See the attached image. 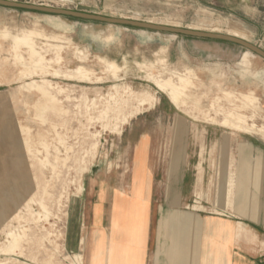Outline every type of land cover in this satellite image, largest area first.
<instances>
[{"label": "rangeland", "instance_id": "374dc122", "mask_svg": "<svg viewBox=\"0 0 264 264\" xmlns=\"http://www.w3.org/2000/svg\"><path fill=\"white\" fill-rule=\"evenodd\" d=\"M6 1L221 35L237 30L243 34L242 40L264 52V0ZM24 35L31 36L46 59H53L54 53L46 49L42 35L56 38L52 44L66 47L63 61L44 65L46 71L42 73L30 66L29 71L22 69L28 59L27 48L15 49L14 45L15 39ZM66 41L84 53L82 63L73 57V47ZM97 57L115 62L119 76L104 73ZM78 65L93 70L91 81H68L51 75L54 70L60 71L59 75L67 73ZM186 70L194 71L200 83L191 90L185 114L175 110L151 79L171 78L175 82L173 74L182 75ZM48 80L52 85L49 91L65 109L62 113L44 103L37 105L39 96L34 88ZM115 85L120 90L129 88L135 95L150 93L157 102L121 128L122 118L135 102L130 101L117 115L103 116ZM58 88H65V92L57 94ZM231 91L254 92L259 112L248 110L243 114L247 125L262 128L264 60L248 55L238 45L0 7V264H76L75 255H80L79 264H84L94 196L104 184L126 187L132 151L129 145L144 133L151 138L152 204L163 211L159 221L162 218V223L180 225L227 218L235 221L231 211L235 207L245 209L248 202L261 195L264 167L258 164L250 146L264 153V139L221 124L233 107V98L224 96ZM176 121L184 132L173 145L171 132ZM94 143L97 152L86 155L85 163L80 162L83 150ZM69 146L72 150L66 153L64 147ZM55 156L60 159L58 163ZM66 156L70 158L64 161ZM85 168L87 172L80 171ZM195 181L197 199H189L188 186ZM173 183H179L180 188L173 189ZM80 184L82 191L78 193ZM225 193L227 204L221 199L215 206L228 210H217L220 215H214V199ZM244 196L247 203L239 201ZM193 200L205 207L202 219L187 213ZM172 205L177 206V212H168ZM9 232L24 237L15 248L7 247Z\"/></svg>", "mask_w": 264, "mask_h": 264}, {"label": "crops", "instance_id": "0c3cea01", "mask_svg": "<svg viewBox=\"0 0 264 264\" xmlns=\"http://www.w3.org/2000/svg\"><path fill=\"white\" fill-rule=\"evenodd\" d=\"M227 35L242 39L243 34ZM161 93L175 110L180 111L165 93ZM156 102L157 98L153 107ZM183 132L181 123L176 121L171 132L173 145L177 144ZM150 142V135L144 133L136 143L129 145L132 151L129 182L125 188L104 184L94 196L96 200L91 205V230L84 264H264V179L261 195L256 201H246L245 209L235 207L231 211L235 221L227 218L182 225L173 221L162 223L159 215L163 211L152 204ZM250 149L258 164L264 167L263 151L253 145ZM178 154L176 152L175 161ZM149 167L151 174H148ZM204 180L202 175V193ZM183 182L181 189L184 188ZM178 184L173 183L172 188H180ZM196 191L195 181L188 186V198L197 199ZM198 205L193 200V205L187 206V213L202 219L200 214L204 213L205 207ZM176 207L170 206L168 212H177ZM213 208L220 212L228 210L225 206L224 209L216 207L215 199ZM176 230L181 232L176 233Z\"/></svg>", "mask_w": 264, "mask_h": 264}, {"label": "bare ground", "instance_id": "6f19581e", "mask_svg": "<svg viewBox=\"0 0 264 264\" xmlns=\"http://www.w3.org/2000/svg\"><path fill=\"white\" fill-rule=\"evenodd\" d=\"M233 28V27H232ZM233 30V29H232ZM42 34V33H41ZM232 34L238 36L241 35L237 30H233ZM39 35V34H36ZM173 37H175L174 35H172ZM233 37V36H232ZM31 36L29 35H24V36H19L15 39L16 44L14 45L15 49L20 47V46H26L27 48V53H28V59H27V63L23 64L22 69L24 68L25 71H29V66L33 67L35 69H40L41 73L42 70L46 71L45 66L46 64H51V63H56V64H60L63 61V57H62V52L63 49H65L66 47H63L61 45H55L52 44L54 43V41H56V38H49L47 36H43L42 38H44L47 42V44H45L49 49L52 50L54 53V58L53 59H46L45 56L41 53L40 50H38L35 46V44H33V41L30 39ZM59 38V37H57ZM237 38V37H236ZM240 39V38H238ZM242 40V39H241ZM61 41V40H59ZM244 41V40H243ZM58 42V40H57ZM62 42V41H61ZM67 42V41H66ZM59 43V42H58ZM43 44V45H44ZM68 45H70L71 47H73V57H75L77 59V61H79L80 63H82L85 60V55L82 52H79L78 49L76 51V49L74 48L73 45H71V43L68 41L67 42ZM38 47V46H37ZM39 48V47H38ZM45 49V48H44ZM11 50V49H10ZM17 51V50H16ZM18 52V51H17ZM49 52V51H48ZM248 55L254 57L255 55L249 51H247ZM49 54V53H48ZM157 55V54H156ZM18 59V58H17ZM20 59V58H19ZM159 59V57H158ZM6 60V59H5ZM26 60V59H25ZM98 62L101 64L103 72L106 74H109L111 76L116 77V74L119 72V67L117 66V64L115 62L112 61H107L104 58H100L97 57ZM21 61V60H20ZM19 62V60H18ZM24 62V61H23ZM164 62V61H163ZM22 63V61H21ZM159 63V61H158ZM58 66V65H56ZM153 67V66H152ZM31 68V69H33ZM64 68V67H63ZM49 69V67L47 68ZM155 69V68H154ZM122 70V69H121ZM120 70V71H121ZM62 71V70H61ZM93 70H89L86 69L83 65H78L77 67H75V69L68 71L67 73H63L61 75L60 71H56L54 70L53 73H51V75H54L53 77L57 76V77H63L66 78L68 81H79V82H89L91 81V76L94 74L92 72ZM25 73V72H24ZM30 73V72H28ZM26 73L27 75H30ZM97 73V72H96ZM95 73V74H96ZM212 73V72H210ZM209 73V74H210ZM22 75V74H21ZM20 75V76H21ZM36 75V74H35ZM39 75V74H38ZM47 75V74H46ZM49 75V74H48ZM118 75V74H117ZM119 76V75H118ZM28 77V76H27ZM30 77V76H29ZM43 77V76H42ZM104 77V76H103ZM108 77V76H107ZM173 77H175V82L169 78L167 80H159V79H155L152 78L151 82L152 84L158 89V91L165 93L168 98L170 99V101L181 111H183L185 114L188 112V104L191 102V97H192V93L191 90L193 88L198 87L197 84L200 83V80L197 76V74L192 71V70H186L184 74H177L174 73ZM119 78V77H118ZM212 78V77H211ZM215 78V77H214ZM19 79V78H18ZM99 79V78H96ZM108 79V78H107ZM106 79V81H107ZM41 80V79H40ZM45 80V79H43ZM95 80V79H94ZM117 80V79H115ZM100 81V80H98ZM105 81V79H104ZM96 82V81H95ZM34 83V82H33ZM32 83V84H33ZM94 83V82H93ZM103 83V81H102ZM26 85V84H25ZM40 85V84H39ZM33 86V85H32ZM48 88H47V87ZM129 86V85H128ZM52 85L50 84L49 80L48 81H43V85L41 86H35L34 90L37 93V95L39 96V103L37 102V105H41V103L47 105L51 110L55 111V112H59L62 113L64 110L62 108L61 103L59 102V100L56 98V96H54L50 91L49 88H51ZM122 87V86H121ZM25 88V87H24ZM28 88V87H27ZM30 88V87H29ZM31 89V88H30ZM33 89V88H32ZM65 89V88H64ZM63 88H58L57 89V94H61L64 93L65 90ZM29 91V90H28ZM56 91V90H55ZM70 91V90H69ZM146 91V90H145ZM144 92V91H143ZM146 93V92H145ZM233 92H225L224 96L227 98H233L234 103H233V107L231 110H229L227 112V114L224 112V114H226L225 118H223L224 120L221 122V124L223 126H228L233 128L234 130H237L239 132H243V133H253L256 134L260 137H262L264 139V126L262 128H258V130L255 128V124L254 125H247L245 122L246 116L243 114L244 111H252V112H259L258 110V106H259V102L257 97L255 96L254 92L250 91L247 93H241L238 92L236 94H232ZM70 95V94H69ZM106 95V94H105ZM64 96V95H63ZM71 96V95H70ZM216 97V96H215ZM86 98V97H85ZM70 98L68 96L65 95V100H69ZM101 99V97H100ZM108 99L109 102L106 104L104 110L102 111V115H107L108 113H115V115L119 114L124 108L127 107V104L130 101H134L135 105L132 106L127 113L124 115V117L122 118V121L120 123L121 128H123L125 125H127L129 123L130 120H132L133 118H135L136 116H138L139 114H141L143 111L149 110L153 107L155 98L149 94H142V95H135L133 93V91H131L129 88H123L120 90L118 86H112L111 88V93L108 94ZM196 99V98H195ZM75 100V99H74ZM94 100V98H93ZM202 100V99H201ZM70 101V100H69ZM212 101V100H211ZM86 102V101H85ZM198 102V101H197ZM201 102V101H199ZM221 102V101H220ZM104 103V102H103ZM217 103V102H216ZM85 104V103H84ZM83 104V105H84ZM192 104L194 106L197 105L196 102H192ZM213 104V103H212ZM200 105V104H199ZM33 106H35L33 104ZM32 106V107H33ZM93 106V105H91ZM216 106V105H215ZM225 106V105H224ZM76 107V106H75ZM95 107V106H94ZM86 109V107H84ZM215 108V107H214ZM219 108V107H218ZM194 109V107H193ZM196 109V107H195ZM205 109V108H204ZM87 110V109H86ZM190 110V109H189ZM212 110V109H211ZM223 110V108H222ZM194 111V110H193ZM192 111V112H193ZM201 111V110H199ZM216 111V110H215ZM218 111V110H217ZM101 112V111H100ZM214 112V111H213ZM56 114V113H55ZM87 114V113H86ZM207 115V113H205ZM101 115V116H102ZM222 115V114H221ZM99 116V115H98ZM108 116V115H107ZM92 118V116L90 117ZM197 118V117H196ZM195 118V119H196ZM215 118V117H214ZM250 118V117H249ZM89 119V118H88ZM101 119V117L99 118ZM113 119V118H112ZM116 119V117H115ZM251 119V118H250ZM107 120V119H105ZM109 120V119H108ZM107 120V121H108ZM111 120V119H110ZM213 120V119H212ZM210 118V121H212ZM206 121V120H205ZM208 121V120H207ZM214 122V121H213ZM218 123V122H217ZM108 125V123H107ZM220 125V124H219ZM26 128V127H25ZM24 128V129H25ZM75 132V131H74ZM114 132V131H113ZM40 134V133H39ZM121 134V129L118 130V135ZM59 135L57 134V137ZM95 136V135H94ZM93 136V137H94ZM38 137V136H37ZM44 137V136H43ZM40 139V138H39ZM44 139V138H43ZM65 148V152L67 153L68 151H71L72 148L69 147H64ZM89 149L87 150H83V157L80 158V162L85 163L86 160L85 156L89 155L91 152L92 153H96L97 149H98V145L96 143L91 144L88 146ZM70 157L66 156L64 161L68 160ZM78 160V159H77ZM54 161L55 163H58L60 161V159L58 157H54ZM54 163V164H55ZM91 166H89L90 168ZM55 168V166H54ZM55 170V169H54ZM80 171L82 172H87V168L85 169H81ZM227 173V172H226ZM225 185V184H224ZM234 185V184H233ZM222 187V186H221ZM229 187V185H228ZM228 187L226 189H228ZM218 189V188H217ZM219 190V189H218ZM230 190V189H229ZM82 191V185L80 184L78 187V193H80ZM221 192V191H219ZM228 192V191H227ZM230 192V191H229ZM231 195V194H230ZM226 193L223 195V197H221V194H218L215 198V202L219 203L221 202V199L224 200L225 204L226 201ZM239 201L244 202L247 201L246 197H239ZM229 203V202H228ZM260 207V206H259ZM258 207V210H259ZM214 215H220L219 212H217V210H213ZM242 216V215H241ZM22 221V220H21ZM25 229V228H22ZM28 229V228H26ZM20 231V230H19ZM21 233H23L22 231H20ZM27 232V231H26ZM25 233V232H24ZM7 236V240L9 242L8 246L11 247H16L18 245V242L21 241V239L24 237H20V235H16V233L14 234L13 232H9L8 234H6ZM22 239V240H23ZM6 240V241H7ZM83 241H85L84 239H82ZM81 240V241H82ZM21 244V243H20ZM13 250V248H12ZM15 250V249H14ZM13 250V251H14ZM11 251V250H10ZM49 258V257H48ZM68 258V257H67ZM80 259L81 256L80 255H75V261L76 264L80 263ZM50 260V259H49Z\"/></svg>", "mask_w": 264, "mask_h": 264}, {"label": "water", "instance_id": "95a60500", "mask_svg": "<svg viewBox=\"0 0 264 264\" xmlns=\"http://www.w3.org/2000/svg\"><path fill=\"white\" fill-rule=\"evenodd\" d=\"M0 7L14 9V10L27 11V12H32V13L45 14V15H50V16L69 18V19L85 21V22H94V23L109 24V25H114V26L130 27V28L139 29L142 31L164 33V34L174 35V36L232 43V44L238 45L246 49L247 51L253 53L254 55L264 60V52L260 50L258 47L251 45L246 41H243L241 39H238L236 37H232L229 35L206 33V32L190 30V29H181L177 27L154 25L151 23L131 21V20H126V19H114V18L93 15V14H86L82 12L64 10V9H56V8L30 5V4L9 2L6 0H0Z\"/></svg>", "mask_w": 264, "mask_h": 264}]
</instances>
